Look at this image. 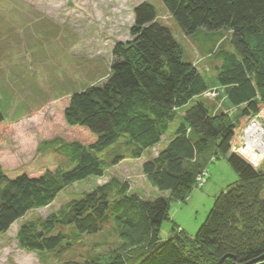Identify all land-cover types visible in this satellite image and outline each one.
Listing matches in <instances>:
<instances>
[{
	"label": "trees",
	"instance_id": "obj_1",
	"mask_svg": "<svg viewBox=\"0 0 264 264\" xmlns=\"http://www.w3.org/2000/svg\"><path fill=\"white\" fill-rule=\"evenodd\" d=\"M161 1L201 53L219 50L217 80L239 113L229 117L223 110L212 111L203 97L207 84L190 51L157 21L153 4L139 3L133 9L132 39L115 44L104 79L69 90L58 99L56 114L36 127L41 138L37 152L57 150L72 162L70 168L64 170L49 156L37 168L6 158L12 153L3 152L4 145L17 132L18 118L11 122L0 110V234L29 211L51 204L66 186L102 177L99 154L122 138L112 163L140 158L174 122L177 127L166 146L142 163L153 187L184 202L197 182H205L208 164L219 158L227 159L238 181L216 196L193 238L173 228L174 235L162 240L169 197H145L131 191L126 181L111 178L46 218L18 225L16 238L23 249L54 252L61 264H217L223 257L221 264H247L264 256V168L242 159L230 144L239 123L255 118L264 101V0ZM24 27L36 29L35 39L26 41L35 46L36 62L55 57L58 42L65 43L61 52L74 46L72 33L65 38L49 18L27 21ZM225 32L233 50L223 45ZM50 74L47 80L61 75ZM33 84L29 90L38 87ZM108 218L121 241L118 247L105 257L86 252L81 260L62 261L68 246L98 233ZM135 247L132 256L125 253Z\"/></svg>",
	"mask_w": 264,
	"mask_h": 264
},
{
	"label": "rangeland",
	"instance_id": "obj_2",
	"mask_svg": "<svg viewBox=\"0 0 264 264\" xmlns=\"http://www.w3.org/2000/svg\"><path fill=\"white\" fill-rule=\"evenodd\" d=\"M25 1L29 5L38 7L37 10L42 13V17L48 16L52 18V21H56L65 38L67 34L70 38L72 33L75 42L71 51L68 48L63 52H61V48H65L64 40L63 44L58 42V51L54 54L55 57H48L42 62H29L25 65L24 59L19 58V61L17 60L19 64L24 63L21 68V74H23L21 83L30 82L24 89L33 83H36L38 87L35 89V93L18 95L19 100L16 98L15 100L9 99L5 94L0 95V110L4 117L11 122H14L12 121L13 118H18L15 125L18 127L17 132H14L4 145L6 151L3 152L12 153V156L6 155V158H20L26 164H32L31 167L37 168L45 164L49 156L64 170L72 166V162L57 150L48 149L45 153L37 152L36 145L41 138L36 133V127L48 122L52 112L56 114L55 106L59 101L58 99H62L72 90H77L75 89L77 87L80 88L89 85L92 81L104 79L103 77L109 72L112 49L115 44L118 42L125 43L132 39L130 27L133 23V9L144 1L157 8V21L169 27L173 35L190 51L193 63L202 72L207 84L208 91L203 97L212 111L223 110L224 114L229 115V117H235L239 113V109L228 102L226 90L217 80V68L221 65V59L218 56L219 50L216 49V52L212 54L201 53L196 44L179 27L161 0ZM7 7L12 8V5L9 4ZM10 14L14 18L17 16L16 11H12ZM28 18L26 15H21L18 21L24 25ZM224 34L223 45L226 49L233 50L230 45V33L225 32ZM12 63L13 61L9 64ZM52 72L54 75H61L52 80H47V76L53 75L50 74ZM63 84L65 85L63 86ZM260 105L259 113H261L257 117L258 122L255 126L248 125L249 119L247 120V118H244L243 122L239 121V127H236L235 135L230 144L232 151L242 159L254 167L264 168V101ZM181 110L178 109L177 111L181 113ZM55 123H57L56 120ZM176 127L177 123H172L159 144L148 149L140 158H127L116 164L111 162L113 152L123 147L124 138L115 146L100 153L99 158L104 169L102 177L90 176L66 186L51 204L29 211L7 232L0 234V264H61L60 258L54 257V252H35L23 249L16 238L18 225L37 218L44 219L72 199L79 198L87 191L115 177L121 182L126 181L131 191L138 192L142 196L169 197V218L163 222L160 231L162 240L174 235L173 228H180L189 238H193L213 207L216 196L236 183L238 175L226 158H219L208 164L205 182L202 186L197 182L184 202H177L170 197L167 191L161 192L153 187L143 173L142 163L144 160L155 156L166 146L173 137ZM48 132L52 133L50 129ZM120 243L118 234L114 230V224L108 218L103 221L98 233L83 236L79 244L68 246L70 249L62 255V261L71 257L81 260L86 252L105 257ZM131 248L125 251L129 256H132L135 249H138L137 247ZM205 264L210 263L205 262Z\"/></svg>",
	"mask_w": 264,
	"mask_h": 264
},
{
	"label": "crops",
	"instance_id": "obj_3",
	"mask_svg": "<svg viewBox=\"0 0 264 264\" xmlns=\"http://www.w3.org/2000/svg\"><path fill=\"white\" fill-rule=\"evenodd\" d=\"M9 4L12 5V8L7 7ZM37 8L29 5L25 0H0V93L5 94L9 99L13 98L15 100L16 98L19 100L18 95L20 94L26 95L36 92L35 90H29V87L24 89L30 82L21 83L23 78L21 68L24 63L19 64L17 60L19 61V58L24 59L25 65L29 62H35L32 57L36 52L35 46L28 47L26 41L35 39L36 29L27 30L18 20L21 15H26L29 17L27 21L37 20L41 22L43 19L42 13ZM12 11H16L17 16L15 18L10 14ZM45 18L52 19L48 16H45ZM26 56H29L28 60H26ZM12 61L13 63L9 64ZM25 77L27 78L26 75Z\"/></svg>",
	"mask_w": 264,
	"mask_h": 264
},
{
	"label": "water",
	"instance_id": "obj_4",
	"mask_svg": "<svg viewBox=\"0 0 264 264\" xmlns=\"http://www.w3.org/2000/svg\"><path fill=\"white\" fill-rule=\"evenodd\" d=\"M225 259H226V257H223L222 259H220L218 261L217 264H221ZM247 264H264V256H262V257H260L258 259H255V260H253V261H251L250 263H247Z\"/></svg>",
	"mask_w": 264,
	"mask_h": 264
},
{
	"label": "built area",
	"instance_id": "obj_5",
	"mask_svg": "<svg viewBox=\"0 0 264 264\" xmlns=\"http://www.w3.org/2000/svg\"><path fill=\"white\" fill-rule=\"evenodd\" d=\"M261 113V112H260ZM259 113V114H260ZM259 114L255 117V118H253L251 121H249V123H248V125H253V126H255V124L258 122L257 121V117L259 116ZM251 122V123H250Z\"/></svg>",
	"mask_w": 264,
	"mask_h": 264
},
{
	"label": "bare ground",
	"instance_id": "obj_6",
	"mask_svg": "<svg viewBox=\"0 0 264 264\" xmlns=\"http://www.w3.org/2000/svg\"><path fill=\"white\" fill-rule=\"evenodd\" d=\"M250 139V138H249ZM251 140V139H250Z\"/></svg>",
	"mask_w": 264,
	"mask_h": 264
}]
</instances>
